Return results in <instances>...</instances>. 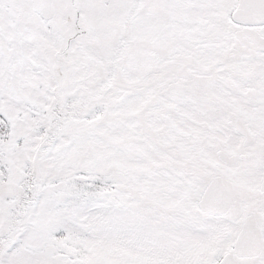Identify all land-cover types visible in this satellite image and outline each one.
<instances>
[{
    "label": "snow or ice",
    "instance_id": "snow-or-ice-1",
    "mask_svg": "<svg viewBox=\"0 0 264 264\" xmlns=\"http://www.w3.org/2000/svg\"><path fill=\"white\" fill-rule=\"evenodd\" d=\"M0 264H264V0H0Z\"/></svg>",
    "mask_w": 264,
    "mask_h": 264
}]
</instances>
